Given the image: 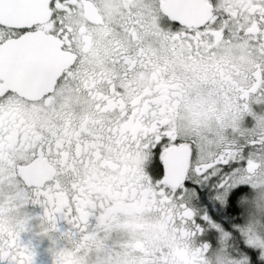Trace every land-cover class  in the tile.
I'll return each instance as SVG.
<instances>
[{"label": "snow or ice", "instance_id": "snow-or-ice-1", "mask_svg": "<svg viewBox=\"0 0 264 264\" xmlns=\"http://www.w3.org/2000/svg\"><path fill=\"white\" fill-rule=\"evenodd\" d=\"M262 175L264 0H0V264H264Z\"/></svg>", "mask_w": 264, "mask_h": 264}, {"label": "rangeland", "instance_id": "rangeland-1", "mask_svg": "<svg viewBox=\"0 0 264 264\" xmlns=\"http://www.w3.org/2000/svg\"><path fill=\"white\" fill-rule=\"evenodd\" d=\"M252 183L256 187V194L252 198H244L247 216L242 231L248 243L264 244V175L253 179ZM214 264H239V261L229 258V253L223 243V237L221 247L217 249Z\"/></svg>", "mask_w": 264, "mask_h": 264}, {"label": "flooded vegetation", "instance_id": "flooded-vegetation-1", "mask_svg": "<svg viewBox=\"0 0 264 264\" xmlns=\"http://www.w3.org/2000/svg\"><path fill=\"white\" fill-rule=\"evenodd\" d=\"M244 179V177H241V179ZM32 208L34 213L41 212L40 207L37 206H29ZM192 208L194 211V215L199 213L202 209L207 210L206 204H192ZM59 226L63 228L65 226L64 221H59ZM32 225L37 224V220L34 218L31 221ZM140 227L143 229V232L141 235L144 237V239L149 243H153L156 239H158L159 232L158 230H163V225L156 221L153 222V220L145 219L139 221ZM22 239L24 241H31L32 244L35 246L36 256H35V264H53V256L52 253L49 251L50 247V241L46 236H40L38 235V228L33 227L29 231H26L21 234ZM222 239V238H221Z\"/></svg>", "mask_w": 264, "mask_h": 264}]
</instances>
